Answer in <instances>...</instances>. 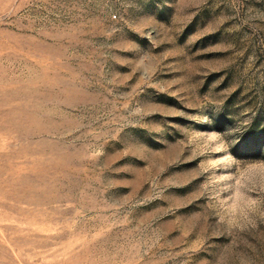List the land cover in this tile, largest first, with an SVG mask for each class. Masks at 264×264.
Segmentation results:
<instances>
[{
    "label": "rangeland",
    "instance_id": "374dc122",
    "mask_svg": "<svg viewBox=\"0 0 264 264\" xmlns=\"http://www.w3.org/2000/svg\"><path fill=\"white\" fill-rule=\"evenodd\" d=\"M0 264H264V0H0Z\"/></svg>",
    "mask_w": 264,
    "mask_h": 264
}]
</instances>
